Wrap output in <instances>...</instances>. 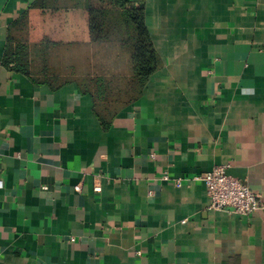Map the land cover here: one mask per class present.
Here are the masks:
<instances>
[{
  "label": "crops",
  "instance_id": "1",
  "mask_svg": "<svg viewBox=\"0 0 264 264\" xmlns=\"http://www.w3.org/2000/svg\"><path fill=\"white\" fill-rule=\"evenodd\" d=\"M138 3L144 79L115 0H0V264H264V0Z\"/></svg>",
  "mask_w": 264,
  "mask_h": 264
},
{
  "label": "built area",
  "instance_id": "2",
  "mask_svg": "<svg viewBox=\"0 0 264 264\" xmlns=\"http://www.w3.org/2000/svg\"><path fill=\"white\" fill-rule=\"evenodd\" d=\"M194 179L204 183L209 197V209H227L240 215H249L262 205L260 194L237 177L227 174L224 166H215L195 175ZM180 183L181 180L178 179L177 184Z\"/></svg>",
  "mask_w": 264,
  "mask_h": 264
},
{
  "label": "trees",
  "instance_id": "3",
  "mask_svg": "<svg viewBox=\"0 0 264 264\" xmlns=\"http://www.w3.org/2000/svg\"><path fill=\"white\" fill-rule=\"evenodd\" d=\"M115 4L124 8V19L127 28L134 31L135 43L133 44V60L136 71L144 79L148 76L157 64V57L152 47V43L147 36L143 20L142 5L138 0H115Z\"/></svg>",
  "mask_w": 264,
  "mask_h": 264
},
{
  "label": "rangeland",
  "instance_id": "4",
  "mask_svg": "<svg viewBox=\"0 0 264 264\" xmlns=\"http://www.w3.org/2000/svg\"><path fill=\"white\" fill-rule=\"evenodd\" d=\"M107 50L109 51V48H107ZM114 50V49H113ZM27 62V52H23V55L21 56L20 55V62ZM47 63H51V60L49 59ZM108 63V62H107ZM108 77V76H107ZM106 77V78H107ZM107 93H111V94H114V95H119L120 97L124 96L125 95V91H110V92H107ZM117 104L119 103H123V102H115Z\"/></svg>",
  "mask_w": 264,
  "mask_h": 264
}]
</instances>
